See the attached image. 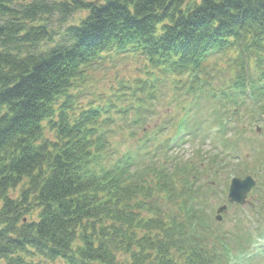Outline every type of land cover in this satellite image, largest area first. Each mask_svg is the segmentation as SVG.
<instances>
[{
	"label": "trees",
	"instance_id": "1",
	"mask_svg": "<svg viewBox=\"0 0 264 264\" xmlns=\"http://www.w3.org/2000/svg\"><path fill=\"white\" fill-rule=\"evenodd\" d=\"M78 11L87 14L56 44L48 18L66 22ZM229 50L235 72L225 95L250 91L246 111L264 115V0H0V264H254L264 256L249 251V234L236 245L182 208L179 219L148 205L151 215H141L139 195L155 188L151 202H163L176 182L164 167L139 171L137 155L114 153L112 119L103 117L111 104H74L106 58H141L194 87Z\"/></svg>",
	"mask_w": 264,
	"mask_h": 264
},
{
	"label": "rangeland",
	"instance_id": "2",
	"mask_svg": "<svg viewBox=\"0 0 264 264\" xmlns=\"http://www.w3.org/2000/svg\"><path fill=\"white\" fill-rule=\"evenodd\" d=\"M189 1L200 0H186ZM86 14V11H78L71 14L66 22L59 21V14L50 16L48 22L53 29L54 42L60 43L61 35L56 34L62 33L69 25L80 24ZM233 54L232 50L216 54L209 61V76L201 78L194 87L191 85L192 80L182 78L175 81L178 79L176 76H164L141 58L124 55L114 60L106 58L101 67L93 68L88 73L79 88L78 100L74 101L77 107L83 109L111 104L113 110L103 113V117L112 120L101 122L109 126L107 137L114 153L137 155L135 166L139 171L147 167L155 170L164 167L168 173L167 180L176 182V204L169 201L168 195L163 202L152 203L151 199L156 195L153 188L150 193L139 195L138 201L144 200L141 215H151L145 209V205H148L149 208L158 207L160 213L166 215L174 213L179 219L180 204L189 203L190 200L185 193L187 186H193L196 214L201 215L215 234L227 236L226 241L232 242L236 236L245 238L247 230L253 227L252 223L258 217H264V115L246 111V107L251 109L255 105L253 97L225 95L224 91L231 95L227 86L231 85L235 72L230 61ZM262 68L256 67L255 75L262 73ZM137 79H145L146 86L137 89L140 85L136 83ZM249 89L254 90V87ZM183 115H187L188 119L182 121L185 124L183 134L175 142L172 139L177 133L174 132L175 125L178 128ZM222 122L226 123L225 129L219 130ZM191 131H195L194 134ZM168 137L170 144L165 148ZM146 139V146L139 149ZM149 173H144L145 179L151 177L146 175ZM246 176L255 179V186L245 195V205L239 207L226 199L228 187L233 177L243 179ZM155 177L152 174L149 180L153 187L161 183V179H158V183ZM147 186L150 187L146 185L143 188ZM20 189L21 186H18L14 191L11 190L10 196H18ZM200 193L205 195L201 197ZM223 206L225 211L219 213L222 220L218 222L217 210ZM235 219L238 220L236 225ZM260 223L264 224V219ZM254 243L259 244L260 239ZM253 247L256 245H252L250 250ZM34 262L64 264L62 261L52 263L42 258H34ZM254 264H264V257L256 259Z\"/></svg>",
	"mask_w": 264,
	"mask_h": 264
},
{
	"label": "water",
	"instance_id": "3",
	"mask_svg": "<svg viewBox=\"0 0 264 264\" xmlns=\"http://www.w3.org/2000/svg\"><path fill=\"white\" fill-rule=\"evenodd\" d=\"M253 186L254 181L249 176L243 180L233 179L228 194L229 201L243 204L245 195ZM223 210H225L224 206L219 208L217 212L220 213ZM216 219L220 220L221 218L218 215Z\"/></svg>",
	"mask_w": 264,
	"mask_h": 264
}]
</instances>
